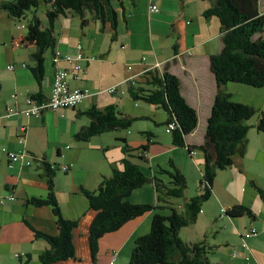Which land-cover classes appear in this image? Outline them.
Here are the masks:
<instances>
[{"label": "crops", "instance_id": "1", "mask_svg": "<svg viewBox=\"0 0 264 264\" xmlns=\"http://www.w3.org/2000/svg\"><path fill=\"white\" fill-rule=\"evenodd\" d=\"M214 3L215 0H139L134 5L124 0L123 8L120 6L117 10L119 22L116 29L96 21L82 28L81 22L75 19L70 22L60 18L61 31L55 28L56 48L45 54L42 81H38L31 71L34 66L31 55L36 46L27 42V33L18 34L13 28L2 30L0 264H39V255L48 246L34 238L26 221L36 229L57 234L51 207H35L28 203L32 198L47 197L45 163L57 168L55 191L63 215L80 222L74 237L77 260L64 264H129L135 241L150 232L156 211L104 236L98 256L93 260L89 228L96 212L90 210L79 195H82V188L97 190L102 178L111 176V166L121 170L122 161L128 158L153 177L158 170H168L174 163L186 177L187 186L190 187L191 179L194 184L201 183L203 154L200 151L191 153L187 147H175L172 137L166 138L160 130L168 116L159 118L156 112L150 115L151 111L144 103L150 104L134 101L129 95V87L139 81L146 71H162L169 65L170 72L180 80L182 95L199 116L198 127L187 137V144L201 145L218 89L210 61L223 48L222 40L217 39L220 37L219 20L205 16ZM152 5L157 6L158 12L151 11ZM260 12L264 13V0H260ZM11 19L2 13L0 28L3 20ZM56 52L61 53V60L57 63ZM79 53L83 55L81 60L77 59ZM65 56L73 57V61H65ZM10 66L14 69L10 70ZM58 68L68 72L71 90L87 89L89 96L75 108L48 110L40 116H27L25 111L29 97L40 96L39 101L42 102L50 98ZM113 87L116 93L110 92ZM228 87L227 92L235 101L264 112V101L261 100L264 94L247 91L249 97H245V90H242L236 97ZM110 106H116L121 113L136 117L138 120L135 122L143 124L137 126L134 122L129 130L108 132L87 141L78 140V132L90 124L87 112L106 111ZM258 120L259 116H256L248 122L251 129L247 141L234 158V165L217 173L212 202H206L197 221L189 225L193 228H189L191 232L185 241L205 243L211 248V264H264V198L256 192L257 187L264 192V134L256 128ZM116 143L122 146L124 143L132 152L127 155L125 149L123 151ZM143 147L148 149L135 151ZM3 149L26 152L32 165L11 163ZM112 149L117 150L115 155H111ZM140 156L144 159L139 160ZM64 168L67 170L64 171ZM160 178L168 182L167 177ZM196 192L198 195L200 190L196 188ZM135 194L137 200L133 201ZM12 197L15 200H11ZM130 202L160 205L154 184L135 191ZM237 205L250 208L255 217L231 218L223 212ZM252 228L257 229L259 234L249 240L250 250L246 252L241 246L242 237ZM233 252L237 256H233ZM21 254L25 255L18 257Z\"/></svg>", "mask_w": 264, "mask_h": 264}, {"label": "trees", "instance_id": "2", "mask_svg": "<svg viewBox=\"0 0 264 264\" xmlns=\"http://www.w3.org/2000/svg\"><path fill=\"white\" fill-rule=\"evenodd\" d=\"M40 1L0 0V15L6 13L18 21L26 19L27 13L37 9ZM43 1L48 6V27L43 28L37 15L25 25L27 42L36 46V51L31 55V61L34 63L31 71L38 81H42L45 76L46 52L56 48L55 28L60 18L77 17L82 28L96 21L103 25L110 24L116 29L119 22L118 7L123 8L122 0H115L116 4L114 0ZM130 1L135 5L137 0ZM205 16L219 20L223 48L219 54L212 56L210 61L218 89L201 145L187 144V137L198 127L199 116L197 110L182 95L180 80L170 72L169 65L162 71H146L139 81L131 83L129 87V95L134 101H144L167 114L165 126L175 147H187L191 153L200 151L203 154L200 192L186 201L184 211H181L168 201L171 198H183L187 189V179L174 163L170 164L168 170L160 169L157 175L150 177L139 165L125 158L122 161L123 168L114 169L110 177L104 176L96 191L81 189L82 195L89 202L90 210L96 212L89 228L90 250L94 261L104 236L117 232L127 223L149 212L168 208L171 211L169 215L154 213L150 232L135 241L129 264H211V248L205 243H188L181 238L180 233L184 227L197 221L203 205L212 198L217 173L234 165L237 152L247 141L251 129L248 122L253 117L259 116L256 128L264 134V112L249 104L235 101L226 89L229 84L264 89V13L260 12V0H215L214 6L205 12ZM1 89L0 81V92ZM29 98L37 103L47 101H39L40 96L37 95ZM87 115L90 124L76 135L80 141H87L112 131L129 130L138 120L121 113L116 106H110L106 111L91 110ZM171 125H174V128L170 130ZM146 149L148 148L143 147L135 151L142 152ZM124 152L128 155L132 151L126 146ZM138 159L144 158L140 156ZM28 160L32 165V161ZM10 162L16 164L11 160ZM44 165L48 177L47 197L32 198L28 203L35 207H51L57 234L36 229L26 221L34 238L44 241L48 246L39 255V263L64 264L69 260L76 261L74 237L80 222L67 219L63 215L55 191L54 178L57 168L48 163ZM160 177H167L168 182L165 183ZM147 184H154L158 199H163L166 205L130 202L133 193ZM257 189L264 198L263 190L258 187ZM11 200L15 198L12 197ZM226 213L231 218L255 217L250 208L242 205L234 206Z\"/></svg>", "mask_w": 264, "mask_h": 264}, {"label": "built area", "instance_id": "3", "mask_svg": "<svg viewBox=\"0 0 264 264\" xmlns=\"http://www.w3.org/2000/svg\"><path fill=\"white\" fill-rule=\"evenodd\" d=\"M150 9L152 12H158V8L155 5H152ZM79 49H82L81 45H79ZM77 59L79 60L83 59V55L79 53ZM60 60H61V53L56 52L55 62L57 63ZM65 61L72 62L73 57L65 56ZM9 69L13 70L14 66H10ZM67 77H68V72L64 69L58 68L55 73L54 83L50 98L43 103H37L31 98H29L27 100L28 109L25 111V114L29 117L39 116L44 110L56 111L63 108H73L81 104L84 101V99L89 96L90 94L89 90L82 88L71 90L69 87ZM110 92L116 93V88L115 87L111 88ZM173 128L174 125H171L170 130ZM2 151L14 163H21L26 166L31 165L30 161L28 160V155L26 154V152H19V153L8 152L6 149H3ZM63 170L66 171L67 168H64ZM223 212L226 213V210H223ZM258 234L259 233L257 229L252 228L248 232H246L245 235L242 237L241 246L246 252L250 250L249 240L258 236ZM233 256H237V254L233 252ZM247 257L248 255L246 254V258Z\"/></svg>", "mask_w": 264, "mask_h": 264}, {"label": "rangeland", "instance_id": "4", "mask_svg": "<svg viewBox=\"0 0 264 264\" xmlns=\"http://www.w3.org/2000/svg\"><path fill=\"white\" fill-rule=\"evenodd\" d=\"M122 1H124V0H122ZM139 0H137L136 1V4H137V2H138ZM125 2L126 3H132L130 0H125ZM114 3L116 4V1L114 0ZM129 7H130V5H129ZM47 10H48V6H47V4L43 1V0H41L40 1V5H39V7L37 8V9H35V10H33V11H30V12H28L27 13V16H26V19H23V20H3L2 22H1V28H0V38L3 36L2 34V30L3 29H8V28H13L16 32H18V34L19 33H23V34H26L27 33V29L24 27L23 28V26H25L26 24H27V22L29 21V20H31L33 17H34V15H37V17L38 18H40V20L42 21V26H43V28H47L48 27V20H47V16H46V13H47ZM64 19H66L67 21H72V20H76L77 22H81L80 21V19L79 18H77V17H68V18H61V21L62 20H64ZM99 25L100 26H102V24L101 23H99ZM65 26V25H64ZM56 29L60 32L61 31V25H60V23H59V20L57 21V23H56ZM218 40H221L220 39V37H218L217 38ZM110 40V39H109ZM110 42V41H109ZM229 87H228V89L232 92V93H234L235 94V96L237 97L238 96V91H242V90H245V93H244V96L245 97H249L248 96V94H247V91H250V92H255V93H257V92H261L262 94H264V89H256V88H254V87H250V86H246V85H241V84H229L228 85ZM262 96H264V95H262ZM261 100L262 101H264V97L263 98H261ZM144 105L145 106H147V108L151 111L150 112V115H154L153 113H155L156 112V115H158V117L160 118L161 116H163V117H167V114L163 111V110H156V108L155 107H153V106H150V105H146L145 103H144ZM254 118V117H253ZM252 118V119H253ZM251 119V120H252ZM251 120H250V122H251ZM135 125H137V126H139V125H141V124H143V122H135L134 123ZM160 130H163V132H164V135L163 136H165L166 138H169V136H171V134L166 130V126H162V127H160ZM104 134H109V133H104ZM111 134V133H110ZM115 143V142H114ZM123 144V146L122 145H120L119 143H116L115 145L116 146H121L122 147V149H123V151H124V149H125V147H126V145L124 144V143H122ZM119 152H120V150H118ZM112 154L111 155H115L116 153H117V150H114V149H112L111 151H110ZM28 158H29V156H28ZM113 160H114V158H112ZM114 169H117L116 167H114V166H111V171H112V173H111V175L113 174V171H114ZM117 170H120V169H117ZM190 179V178H189ZM102 181V180H101ZM190 181V187L189 186H187V189H186V193H185V196L183 197V198H171V199H169L168 201L170 202V203H172V204H174L176 207H178L181 211H184V205H185V203H186V200H188L187 198H190V196H196L197 194V192H196V188L198 189V190H200V187H201V185L200 184H194V182H192V179L191 180H189ZM194 181V180H193ZM101 183V182H100ZM235 188V187H234ZM250 188L252 189V190H254L253 189V186L252 185H250ZM94 191H96V189L94 190ZM94 191H91V192H94ZM139 192V191H138ZM257 192V194H258V196L260 197V193L258 192V191H256ZM135 197H134V199H133V201H136L137 200V195L135 194L134 195ZM193 196V197H194ZM79 199H82V200H84V202H85V204L86 205H88L89 206V202H88V200L86 199V197H84V195H79ZM213 199V198H212ZM212 199L208 202L207 201V203H211L212 202ZM160 202H159V204H160V206H164V205H166L164 202H163V199H161V200H159ZM171 205V204H170ZM156 212H158V213H161V214H163V215H169L170 214V209H168V208H166V209H157L156 210ZM154 216V215H153ZM189 228H193V227H191V226H187V227H184L183 228V231H181V233H180V236H181V238L183 239V240H185L187 237H189V235H190V232L191 231H189L190 229ZM202 229V228H201ZM203 230V229H202ZM188 232V233H187ZM146 235V234H145ZM213 235V234H212ZM44 252V251H43ZM40 264V263H39Z\"/></svg>", "mask_w": 264, "mask_h": 264}]
</instances>
